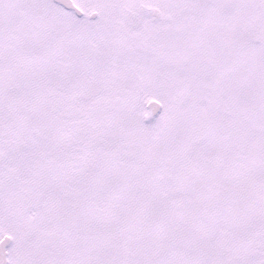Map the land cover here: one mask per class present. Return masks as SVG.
<instances>
[{
	"label": "snow or ice",
	"instance_id": "snow-or-ice-1",
	"mask_svg": "<svg viewBox=\"0 0 264 264\" xmlns=\"http://www.w3.org/2000/svg\"><path fill=\"white\" fill-rule=\"evenodd\" d=\"M0 264H264V0H0Z\"/></svg>",
	"mask_w": 264,
	"mask_h": 264
}]
</instances>
